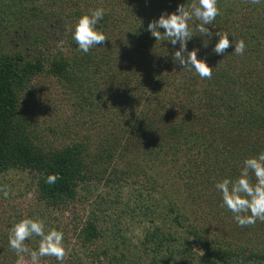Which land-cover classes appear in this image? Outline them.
Here are the masks:
<instances>
[{
    "label": "trees",
    "instance_id": "16d2710c",
    "mask_svg": "<svg viewBox=\"0 0 264 264\" xmlns=\"http://www.w3.org/2000/svg\"><path fill=\"white\" fill-rule=\"evenodd\" d=\"M196 3L0 0V35L31 26L38 45L0 54V190L11 172L28 175L36 207L16 222L32 217L61 231L70 248L63 264H264V221L238 226L215 188L264 152V0H217L207 47L190 22L187 47L213 67L211 79L175 62L179 44L147 30L161 13ZM96 8L106 10L97 27L108 39L83 53L74 25ZM218 31L244 40V54L234 46L215 54ZM53 87L71 101V116L59 112ZM48 106L54 118L43 122ZM2 215L0 264H17L16 222ZM39 240L25 243L35 250Z\"/></svg>",
    "mask_w": 264,
    "mask_h": 264
},
{
    "label": "clouds",
    "instance_id": "9594fccd",
    "mask_svg": "<svg viewBox=\"0 0 264 264\" xmlns=\"http://www.w3.org/2000/svg\"><path fill=\"white\" fill-rule=\"evenodd\" d=\"M219 14L217 0H198V3L189 8L182 5L175 12L161 13L157 19L148 23L147 30L156 41H169L173 47L179 44V48L174 52L175 62L199 75L201 79H211L213 67L209 66L206 60L198 59V49L189 50L187 45L195 35L190 28V22L196 21L199 35L204 38L203 45L207 47L213 37L207 26L213 25ZM105 15L104 8H96L77 19L72 38L81 52L89 53L108 39L97 27ZM229 34L231 33L219 31L215 33L217 40L213 47L214 53L223 55L230 46H234L232 52L243 55L246 50L245 41H237L235 37L230 41ZM205 37L208 39L205 40ZM250 173L254 174L255 182L249 178ZM56 179L55 175H49L47 182L54 184ZM215 188L222 196V206L233 214L238 226L246 227L254 225L257 220L264 221V152L246 158L239 176L223 178L215 184ZM0 191H3L5 198L8 197L7 190ZM33 236L40 238L35 250L25 243ZM9 245L17 254V264H23L24 254L30 255L31 264H40L43 257H55L58 264H63L64 261L63 233L56 229H46L43 220L27 217L13 224Z\"/></svg>",
    "mask_w": 264,
    "mask_h": 264
},
{
    "label": "rangeland",
    "instance_id": "374dc122",
    "mask_svg": "<svg viewBox=\"0 0 264 264\" xmlns=\"http://www.w3.org/2000/svg\"><path fill=\"white\" fill-rule=\"evenodd\" d=\"M39 26L41 27L40 31L42 32H45L46 29L48 28L50 31L56 30L55 31L56 35L59 34L60 37L61 35H63V32L57 26H52L53 28H51V26L44 27L43 24H40ZM16 28H19V26L17 24H13L11 28L9 27V32L0 35V54L11 53L14 51V52H22L23 54L27 55L28 53L37 52L38 45L32 43L34 41L33 28L31 26H28V28L30 29H27V31L23 30L24 28H21V27H20L21 29L20 28L16 29ZM21 32L23 33L22 35L20 34ZM40 37H42L40 39L42 45L43 46L48 45L43 39V33H42V36ZM15 43H16V46L14 45ZM52 91H54L53 98L56 101L55 105L58 108H60L62 111H64V112L62 111H59V112L65 113L71 116L74 113L72 109L71 101L70 102L67 101L66 96L62 95L63 92L61 93V91L57 87H53ZM45 98H46L45 99L46 102L47 100L51 102L52 96L50 94H47V97ZM49 108H51V106L45 107V109H43L44 116H41V118L43 119V122L44 120L45 122L52 121L54 118V114L50 113ZM37 116H38L37 114L34 115V117H37ZM2 180L6 182L5 185L9 189L8 190L9 195L7 198H5L3 196V193H0V213L3 214L2 217H6L8 220L12 222L13 221L16 222L17 217L20 213L26 216L29 213H31L32 210L36 207L35 196L33 193L26 191L27 183L29 182V178L26 173L24 174L19 171L11 172L7 178L5 179L2 178ZM15 184L16 186L14 187ZM25 194L26 196H24ZM30 201H31V204H29ZM68 214L69 213H66L61 216L64 220V224L68 223V221L71 219V216H68ZM67 229H69V227H67ZM71 233L72 232L70 231V234L68 233L67 235L72 236ZM64 248H65L64 260H66L69 255L70 248L69 246H68V249L66 248V246H64ZM52 261L55 262L54 257H50V258L43 257L41 258L40 264H47L48 262H49L48 264H50V262ZM23 264H31L30 255L28 254L23 255Z\"/></svg>",
    "mask_w": 264,
    "mask_h": 264
}]
</instances>
